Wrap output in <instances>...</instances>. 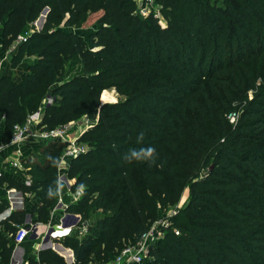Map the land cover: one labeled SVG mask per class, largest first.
<instances>
[{"label": "trees", "instance_id": "16d2710c", "mask_svg": "<svg viewBox=\"0 0 264 264\" xmlns=\"http://www.w3.org/2000/svg\"><path fill=\"white\" fill-rule=\"evenodd\" d=\"M154 1L165 26L153 11L141 14L137 0H0L1 57L9 51L0 144L49 95L37 129L88 119L77 138L86 150L66 169L72 191L84 184L65 208L79 215L60 239L71 264L107 262L137 245L154 207L175 205L184 191L146 264H264V0ZM44 8L42 27L27 33ZM95 13L94 27L84 29ZM16 70L18 79L9 73ZM110 89L119 99L101 103ZM39 141L23 170L0 174V186L30 203L28 214L15 210L0 221V264L10 262L17 226L27 217L47 222L55 202L46 193L66 143ZM148 145L150 161L125 158ZM7 206L1 200L0 213ZM28 264L67 263L43 249Z\"/></svg>", "mask_w": 264, "mask_h": 264}, {"label": "built area", "instance_id": "2783aa9c", "mask_svg": "<svg viewBox=\"0 0 264 264\" xmlns=\"http://www.w3.org/2000/svg\"><path fill=\"white\" fill-rule=\"evenodd\" d=\"M143 1V0H141ZM139 12L143 15H146L149 11L144 10L142 7H139ZM26 33L21 35L18 40L13 44L10 50H13L14 46L18 43L25 41ZM53 97L46 96L38 110L29 114L22 125H16L13 128L12 137L10 139V144L20 145L28 139H39V140H56L62 143H66V147L61 156L60 162H63V166L59 163L58 165V178L62 181L63 185L70 191L71 196L73 197L72 202H77L81 191L74 190L70 188L74 184L75 179L68 178L66 174V169L68 166V159L76 157L80 154H83L86 150V147L83 143H79L77 138L81 136L82 132L88 128V125L84 127L78 136L73 138L69 137V127L68 124L59 125L50 130H41L37 129L36 126L41 121V110L52 103ZM232 119H235L237 116L235 114L231 115ZM71 123V122H70ZM88 124V123H87ZM11 166L15 167L18 170H23L20 159L11 162ZM74 180V181H73ZM29 182V180L27 181ZM57 208L65 210L66 205L58 203ZM10 213V212H9ZM5 213V215H9ZM5 215L3 216L5 218ZM6 216V217H7ZM67 219H72L74 221L72 224H66ZM79 215L64 213L58 223L55 225L49 226L45 233L42 231L40 233V222L28 221L17 226L13 241L15 245H19L26 238L32 237L33 240H38L43 245H49L53 243L54 239H63L70 236L73 233V227L76 225ZM84 232V231H83ZM81 233V232H80ZM58 234V235H57ZM82 234V233H81ZM146 234L144 235V237ZM143 237V238H144ZM143 238L135 246H128L121 249L114 259L109 262H100L93 264H141L146 258L148 249L153 244H145Z\"/></svg>", "mask_w": 264, "mask_h": 264}, {"label": "rangeland", "instance_id": "374dc122", "mask_svg": "<svg viewBox=\"0 0 264 264\" xmlns=\"http://www.w3.org/2000/svg\"><path fill=\"white\" fill-rule=\"evenodd\" d=\"M209 1L211 3H214L215 5L222 4V0H209ZM137 2H138V6L139 7H142L144 10L149 11V12L153 11V13H155L157 15L160 24L162 26H165V24H166V18H165V15L166 14L165 13L166 12L162 10V8L160 7V5L157 2H155L154 0H143V1L137 0ZM100 14L101 13L91 14L88 17V19H87L86 23L84 24V27L83 28L84 29H91V28H93L94 27V24H95V21L100 16ZM38 18H39V16L34 21H32L30 24H28L27 29H26L27 33H30V31L33 30V29L34 30H39L40 29L39 28V25L37 23ZM1 55H0V59L2 58ZM32 56L33 55H29L28 57H26L24 59L23 63L29 62L32 59ZM7 60H8V55L6 56L5 61L2 63L3 65H5V67H7V64L5 63ZM18 72L16 70V71H10L9 73H15L13 77L15 79H18V77H19L18 76ZM104 91H106L107 93L103 95V99H105V100H102L101 99L103 92L101 93V96H100L101 103H105V102H116L119 99V96L115 93V91L113 89L104 90ZM227 118L229 119V121L231 123L236 120V118L235 119H232V117L230 115H227ZM68 123H69L68 124V127H69V137H71V138H73L74 136H78V134L80 133V131L84 127H86L87 125H88V128H89V121L85 117H81V118H79L77 120L71 121V123L70 122H68ZM32 139H34V138H32ZM37 142H39V141L34 140V142L29 141L26 144V145H28L30 143V145H32V146H30L31 149L26 152L27 153L26 156L30 152H32L34 150V146H36ZM24 157H23V159H24ZM22 168H23V166H22ZM13 169L14 170H18L15 167L6 164V168L5 169L2 168L1 169V172L2 173L12 174L13 173ZM186 197H187V191H184L183 194H182L181 199L175 205H173V206H166V207H160V206L154 207V209L152 210L153 211L152 213L154 214V217L151 220H148L147 221L146 236L143 238V241H145V244H154V243H156V241L158 239H161L162 238L163 231L160 229V227L162 225H169V223H171V217H173L175 215V213L180 208H182V206H183V204H184V202L186 200ZM29 198H31V197H29ZM23 201H24V197H23ZM48 217L49 218H48V221L47 222H44V221L40 222L39 221L40 222V225H41L40 229L44 233L48 229L49 226L54 225L58 221V217H57L56 220H54V218L51 217V214L50 213H49V216ZM65 223L66 224H72L73 225L74 221L72 219H67L65 221ZM86 224H88V219H83V220L79 221L78 225H80V226H78L77 228L79 229V231L81 233H83V231L85 230ZM58 243L62 247L66 248V246L64 244H62L60 242H58ZM55 250L60 251V252L62 251V249L60 247H58V246H57V248H55ZM61 254L64 255V258L67 257L66 256V253L61 252ZM145 260H146V258H144V260H143V262L141 264H146ZM109 261H111V260H109ZM109 261H107V262H109Z\"/></svg>", "mask_w": 264, "mask_h": 264}, {"label": "crops", "instance_id": "0c3cea01", "mask_svg": "<svg viewBox=\"0 0 264 264\" xmlns=\"http://www.w3.org/2000/svg\"><path fill=\"white\" fill-rule=\"evenodd\" d=\"M8 52H5V54H3L2 58L0 59V62H1V65H0V70H1L0 72L1 73L0 74H2L3 72L6 71L5 65H3L2 63L5 61L6 56L9 54ZM34 140L39 141V139H31V140L28 139L20 145H13L10 143L6 144V145L0 144V174H2L1 169L6 168V164L11 166V162H14L15 160H18V159H20V160L23 159L25 154H27L26 152L31 149L30 146H32V145H30V143L28 145H26V144L29 141L34 142ZM39 142H37V143H39ZM61 168H62V166H61ZM28 180H29L28 178L25 179V181H28ZM74 183H75V181H74ZM1 200L7 201L8 206L2 213H0V221L6 218L7 215H5V213H9V212L11 213L12 211H15V210L23 209L28 214V211L30 208V205H29L30 203H25L23 201V196L20 192L16 191L13 188L8 189L4 184L2 186H0V201ZM72 201H73V197L71 196L70 191H68V189H66V187L63 185V187L61 188V192H60L59 196H55V202H54L52 208L50 209L51 217L54 218V220H56L58 217V221L56 223H58L60 221L62 215L65 213V210L57 208L58 203L68 205L69 203H72ZM4 215H5V218L3 217ZM27 221H28V217H27L25 223ZM41 232H42V230L40 229V233ZM60 241H61L60 239H54L53 243L49 244L50 246L49 245H43L38 240H33L32 237L26 238L19 245H15V243L13 241V244H14L13 245V251H12V256H11L9 264H28V261L30 259L37 261L38 260V253L40 250H43V249L53 250L55 253H57L58 255L63 257L64 261L67 264H71L73 262L72 251L68 248L66 249V248L62 247L58 243ZM57 246L62 249L61 252L66 253V256L68 258L67 257L64 258V255L61 254L60 251L55 250V248H57ZM69 260H70V262H68Z\"/></svg>", "mask_w": 264, "mask_h": 264}, {"label": "clouds", "instance_id": "9594fccd", "mask_svg": "<svg viewBox=\"0 0 264 264\" xmlns=\"http://www.w3.org/2000/svg\"><path fill=\"white\" fill-rule=\"evenodd\" d=\"M140 136H143V132L140 133ZM155 152V149L153 146L148 145L146 147H140V148H133L130 150V152L126 155V159H144V160H151L153 153ZM55 163V161H54ZM60 165L63 166V162H60ZM63 187L62 181L58 178L55 182V187L53 188L52 186H49L47 189V196L52 197V196H59L61 192V188ZM84 188V184L81 183L77 187V191H82Z\"/></svg>", "mask_w": 264, "mask_h": 264}, {"label": "water", "instance_id": "95a60500", "mask_svg": "<svg viewBox=\"0 0 264 264\" xmlns=\"http://www.w3.org/2000/svg\"><path fill=\"white\" fill-rule=\"evenodd\" d=\"M46 13H47V8H44V9L41 11L40 15H39V18H38V21H37V23H38V25H39V28H41L42 25H43V23H44V20H45V17H46ZM49 246H50V245H49ZM68 262H70V260H69Z\"/></svg>", "mask_w": 264, "mask_h": 264}, {"label": "bare ground", "instance_id": "6f19581e", "mask_svg": "<svg viewBox=\"0 0 264 264\" xmlns=\"http://www.w3.org/2000/svg\"><path fill=\"white\" fill-rule=\"evenodd\" d=\"M58 235V234H57Z\"/></svg>", "mask_w": 264, "mask_h": 264}]
</instances>
